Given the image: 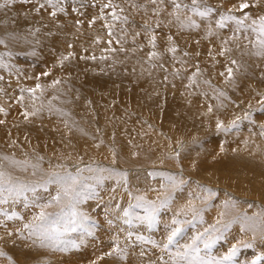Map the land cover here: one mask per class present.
Segmentation results:
<instances>
[{
	"label": "rangeland",
	"instance_id": "rangeland-1",
	"mask_svg": "<svg viewBox=\"0 0 264 264\" xmlns=\"http://www.w3.org/2000/svg\"><path fill=\"white\" fill-rule=\"evenodd\" d=\"M154 2L167 5L172 0ZM202 2L216 9L207 18L183 7L191 0H175L181 7L170 12L182 19L174 40L159 24V11L156 16L150 12L153 19L145 16L150 4L136 3L140 9L133 11L121 0H59L50 5L64 9L57 11L59 20L79 16L77 26L100 19L124 36L123 31L138 33L135 49L153 54L156 69L126 70L124 79L103 58L88 60L96 70L56 76L45 66L38 77L32 71L41 61L34 57L27 62L29 69L17 67L15 60L25 56L11 54L14 36L1 37L0 32V172L28 187L44 184L54 173L79 174L85 193L77 210L86 217L62 238L45 239L37 228L27 230L25 225L38 223L36 204H47L58 185L18 197L5 193L7 202L0 203V264H67V251L76 264H173L176 247L163 245L174 218L184 222L181 247L207 229V238H215L208 256L220 259L235 246L229 264H264V56L253 53L252 36L244 27L235 21H227L225 28L216 23L222 14H230L250 24L264 16V0ZM242 3L250 7L242 10ZM95 4L98 15L89 9ZM189 18L199 27L189 26ZM73 44L72 39L64 41L63 53ZM44 47L51 49L49 44ZM239 48L251 50V55ZM226 67L233 68L231 79ZM26 113L29 118L22 117ZM218 122L228 130L218 129ZM169 176L184 183L173 188ZM170 193L172 199L160 209L154 226L136 220L144 215L136 207L137 197L159 203ZM190 205L197 210L195 219ZM58 210L55 204L46 209ZM17 238L20 243L12 246ZM117 247L123 256L113 252ZM201 249L204 255L203 244Z\"/></svg>",
	"mask_w": 264,
	"mask_h": 264
},
{
	"label": "bare ground",
	"instance_id": "bare-ground-1",
	"mask_svg": "<svg viewBox=\"0 0 264 264\" xmlns=\"http://www.w3.org/2000/svg\"><path fill=\"white\" fill-rule=\"evenodd\" d=\"M154 1L156 0H121V3L125 7H127V5L125 4H129L130 6H128V8L130 9V11H133V8L134 10L140 9L136 5V3L142 2L143 4H150V6H152L151 9L149 8L151 11L149 9H146L144 11L145 16H149L150 19L152 18L150 16V12H152L151 14L153 16H156L157 12L159 11V14L162 16V18L161 17L159 18L160 20L162 19L163 21V22L159 21V24L162 25L163 23V25L166 27L164 28L165 30L164 33L168 32V35L172 37V40L176 39V35H178V33H174L173 31H178L176 29L178 28L176 24L178 22V19H182V18H174L173 16L176 15V11L170 12V9L175 7L173 0L171 4L166 5L163 2V3H157L156 6L154 5L155 3ZM86 7L89 8V6ZM90 7L91 8L89 9L93 8L92 14L98 15L95 12V10L98 9V5L95 4V5H91ZM52 12H55L56 15L53 16L51 14ZM168 13L171 14L172 16L171 18L168 16ZM57 14H58L57 10L52 7L50 8V4L47 3V0H0V32L2 33L1 37L14 36L13 37L14 39L12 40L13 44L10 47L12 53L11 52L10 53L11 54L16 53L25 56V58L14 57L17 58V60H15L17 61V63H15L17 67L22 68L23 70L29 69L27 66V62L33 61L36 58L41 61L40 66L33 67L35 72L34 71L32 72L33 74H36L38 77L40 74L39 72H41L43 70V67L45 66L49 69V71H51L56 76L60 75L59 72L61 71L64 72V75H74L71 70H75V69L86 70V71L96 70L98 67L93 68V66L88 62V60L91 59L101 60V58H103L105 64H111L115 66L117 70V76L122 79L125 78L124 71L126 70H131L133 72H139V73H146L152 69L153 70L156 69V67L153 65L154 63L152 60L153 54H147L141 48L135 49L133 39H135L136 37L135 35L138 36V33L132 34L133 32L130 33L123 31V33L127 35L124 36L116 32L114 24L110 26H106L104 25L103 20L101 22L100 19H98L97 22L92 24L77 26L79 22V16H76L78 18L75 20L74 19L70 20L68 17L59 20ZM137 14L141 15V13H136V15ZM136 15L133 14L132 16L136 18ZM164 15L168 16L167 18H170V20L166 19ZM163 18H165V20H167L168 22L171 21L172 23H174V26L172 28H169V26L167 25V23H165V20H163ZM156 20L159 19L156 18ZM221 36L222 35H218L219 37L218 39H223V36L222 38ZM69 39H72L74 41V44L68 50V52L63 53V49H64L63 42ZM109 41H111V43H109ZM136 43H138L141 47L147 49V47H145L142 44L141 39L136 40ZM46 44H49L51 49L49 50L46 49L44 47ZM116 44H119L120 46H117ZM239 50L241 52H245V53L247 52L249 55H251L250 54L251 50L245 51L240 48ZM252 50L255 51L253 47ZM169 51L172 52L171 49H169ZM241 52L239 54H241ZM10 58L12 60V57ZM143 61L147 63V65L144 66L140 65V63ZM54 69H64V70H54ZM168 70L169 69L167 68L164 69V71H168ZM173 71L174 70H169L168 72H173ZM76 79L77 77L75 78V80ZM34 83H36V81L31 82L30 84H34ZM37 83H41V82L37 81ZM52 84L58 85V82L57 81L56 83L52 82ZM124 88H126V86ZM178 110L183 111L182 108H178ZM22 117L29 118L30 116L29 113H26L22 115ZM172 118L174 117L172 116ZM103 129L104 128H102V130ZM251 151L253 154L256 155V153L254 152L255 150H251ZM19 243L20 242L18 238L11 242L12 246ZM59 253L61 254V251ZM97 253L98 252L96 251L93 253V255H97ZM64 255L65 256L67 255L64 259L67 264H76L73 261V257H72L73 253L70 255L69 252L67 251L64 253ZM64 255H61V257ZM136 259L138 258L136 257ZM52 264H59V262L56 263L52 262ZM125 264H129V263L126 262Z\"/></svg>",
	"mask_w": 264,
	"mask_h": 264
},
{
	"label": "snow or ice",
	"instance_id": "snow-or-ice-1",
	"mask_svg": "<svg viewBox=\"0 0 264 264\" xmlns=\"http://www.w3.org/2000/svg\"><path fill=\"white\" fill-rule=\"evenodd\" d=\"M59 0H47V3L55 7ZM173 3L176 8H180L181 4ZM105 8L110 7L109 4L104 5ZM183 7L189 9L195 15L201 18H207L211 13L215 12L216 9H213L202 2V0H191V5H183ZM241 9H247L250 7L248 3H242L240 5ZM57 11H64L63 8H58ZM53 16L56 15L55 12L51 13ZM114 19H120L118 16H114ZM126 19V18H125ZM227 21H235L238 26H242L246 31L250 32L252 39L250 43L255 49L254 54L257 56H264V16H259L256 19H253L250 24H245V20L238 19L233 15L222 14L220 19L216 21L219 28H225ZM189 26L199 27V24L195 20L189 18ZM154 43L155 37H152ZM3 43V41H0ZM111 43V41H109ZM175 51V49H171ZM220 55H224L222 51ZM232 65L236 64L235 60L230 62ZM227 78L231 79L233 77V68L226 67ZM47 75V73H44ZM224 75V73H221ZM223 95V93H221ZM211 111V109H209ZM235 121L233 125H235ZM216 127L222 131H227L228 129L218 122ZM91 170V169H90ZM168 181L172 184L173 188L179 187L180 184H183V181L176 182L175 177H167ZM48 184L58 185V190L55 196H52L47 204H36V207L40 208L38 216L35 218V221L38 223L27 224L26 228L32 229L37 228L41 235L45 239L53 240L59 239L63 234L70 230H75V226L78 221L86 219L83 214L79 213L77 210V204H79L85 193V181L82 179L79 174L73 175L70 172H65L63 174L54 173L44 184L37 186L28 187L27 185H18L14 183L10 177H6L3 172H0V203H6L7 200L3 198L4 194L7 193L9 196H22L26 191H31L35 194L37 187H46ZM27 199V197H25ZM138 203L136 207L143 208L144 215L137 216L136 220L141 224H147L148 227H152L156 224L160 209L165 208L172 199L171 193L165 196L159 201H149L144 196H139L136 198ZM53 204L59 206L57 212H48L46 209ZM189 210L194 213V219L198 215L197 210L193 206H189ZM129 213L125 212V216H128ZM131 220H126L125 223H131ZM184 222L180 219H173L171 225H169V234L167 235V242L164 243V249H168L169 246H175L177 251L171 257L173 264H229L232 256L236 253L235 246L229 251L228 255L216 259L207 255V250L211 248L214 243L215 238H207L208 230L206 229L203 233H198L190 243L179 245V238L183 236L184 227L181 225ZM190 223V222H188ZM129 238L132 236V233H128ZM137 240H144V237L138 236ZM152 244H155L157 247L160 245L155 241H149ZM201 244H203L204 255H202ZM113 252L120 253L123 256V250L119 247L113 249ZM112 253H109L111 255ZM144 253L142 252L141 255ZM162 259V257H161Z\"/></svg>",
	"mask_w": 264,
	"mask_h": 264
}]
</instances>
